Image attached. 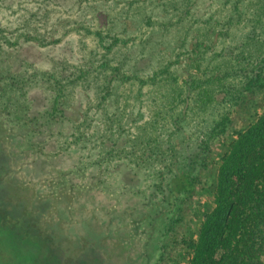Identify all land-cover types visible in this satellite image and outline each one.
<instances>
[{
  "label": "trees",
  "instance_id": "trees-1",
  "mask_svg": "<svg viewBox=\"0 0 264 264\" xmlns=\"http://www.w3.org/2000/svg\"><path fill=\"white\" fill-rule=\"evenodd\" d=\"M17 1L26 10L30 6L21 28L25 38L52 45L76 31L95 39L90 48L82 40L79 74H63L70 82L85 83L97 98L100 128L109 131L99 143L101 160L122 158L125 135L138 167L146 162L160 178L153 186L156 192H166L164 200L171 206V195L182 194L181 200L193 209L190 237L179 240L174 233L188 207L176 210L170 221L174 264H264V102L255 117L251 114L253 94L264 92V47L255 50L253 64L249 34L245 50L234 60L204 58L212 46L203 38L228 39L246 1L208 0L194 18L182 15L175 21L172 11L192 0H118L123 6L114 15L88 5V0ZM213 1L230 9L225 19L209 14ZM247 1L264 16V0ZM70 10L73 15L63 14ZM149 27L154 34L141 38L139 30ZM175 64H180L177 71L172 70ZM233 76L239 79L232 83ZM67 79L56 77L52 120L66 116L59 101ZM38 80L49 81L44 74ZM216 108L219 115L209 126L206 116ZM242 111L246 117L235 126ZM217 144L225 148L212 158ZM123 158L117 161L120 183L135 181L137 168Z\"/></svg>",
  "mask_w": 264,
  "mask_h": 264
},
{
  "label": "rangeland",
  "instance_id": "rangeland-1",
  "mask_svg": "<svg viewBox=\"0 0 264 264\" xmlns=\"http://www.w3.org/2000/svg\"><path fill=\"white\" fill-rule=\"evenodd\" d=\"M117 1L88 0L87 4L114 15L115 10L120 11L123 6ZM207 1L186 2L180 11H172L173 21L182 15L188 20L194 18L198 11L204 10ZM244 1L228 39L220 42L221 39L203 38L212 46L204 55L205 60L215 57L234 60L245 50V42L250 41L246 36L250 34L255 64L258 58L254 57L258 56L255 50L264 47V16L259 15L251 2ZM222 6L221 2L213 1L209 14L215 15V19H225L230 9ZM29 12L30 6L26 10L17 0H0V129L9 135L4 141L10 149V160L15 162L14 176L25 190L34 194L39 206L49 215L46 220L52 231L50 240L63 242L70 252L80 251L79 257L90 264H174L176 250L169 225L176 210L181 213L188 202L182 201V194L176 193L171 195L175 202V206H171L164 200L166 192H156L153 186L160 178L150 170L148 163L138 167L137 157L131 152L132 144L125 135L121 136L126 143L122 147L124 155L120 156L126 157L122 161L137 168L139 176L137 183L132 179L120 183L122 173L117 161L122 158L101 160L103 152L99 143L101 136L109 131L100 128L93 90L79 80L70 82L69 75L63 74H79L82 40L90 48L95 45V39L83 38L76 31L65 36L62 43L52 45L25 38L21 28ZM67 13L73 15L72 10L63 14ZM88 23L94 25L91 20ZM136 27L140 29L141 25ZM30 31L37 36L32 28ZM139 31L141 38L154 34L152 27ZM184 55L183 59L188 56ZM173 58L174 55L163 58L160 66ZM179 67L180 64H175L172 70L177 71ZM42 74L49 81H39ZM61 76L67 79L62 84L66 94L59 101L66 116L52 120L54 100L51 97L55 95L52 88L56 77ZM238 79L239 76H233L227 81L233 83ZM42 84H47L48 88ZM262 102L264 92L253 94V117L261 111ZM219 111L220 108L212 110L205 123L210 126ZM244 117L243 111L237 114L234 125L242 124ZM224 148L217 144L212 158ZM185 213L174 229L179 240L185 235L190 237L193 231V209L188 207ZM167 258L169 263H166Z\"/></svg>",
  "mask_w": 264,
  "mask_h": 264
},
{
  "label": "flooded vegetation",
  "instance_id": "flooded-vegetation-1",
  "mask_svg": "<svg viewBox=\"0 0 264 264\" xmlns=\"http://www.w3.org/2000/svg\"><path fill=\"white\" fill-rule=\"evenodd\" d=\"M8 136L0 129V264H90L80 251L50 240L48 213L12 172L15 162L4 141Z\"/></svg>",
  "mask_w": 264,
  "mask_h": 264
}]
</instances>
